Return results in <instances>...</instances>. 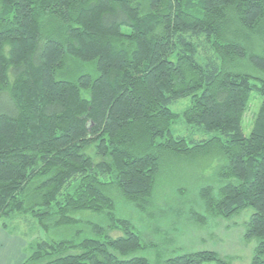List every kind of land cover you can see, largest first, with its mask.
<instances>
[{"label":"trees","instance_id":"trees-1","mask_svg":"<svg viewBox=\"0 0 264 264\" xmlns=\"http://www.w3.org/2000/svg\"><path fill=\"white\" fill-rule=\"evenodd\" d=\"M263 26L264 0H0V227L72 230L31 243L22 264H151L116 200L150 216L162 159L207 154L218 183L198 189L192 218L251 208L248 264H264V48L248 40ZM178 117L212 134L174 135ZM85 211L108 225L82 229ZM157 264L229 260L194 250Z\"/></svg>","mask_w":264,"mask_h":264},{"label":"rangeland","instance_id":"rangeland-1","mask_svg":"<svg viewBox=\"0 0 264 264\" xmlns=\"http://www.w3.org/2000/svg\"><path fill=\"white\" fill-rule=\"evenodd\" d=\"M248 40L255 51L263 49L264 26L259 36H252ZM260 103L261 98L252 94L242 122L245 135H248L251 130ZM188 104L189 98H182L172 105V109L178 113ZM172 133L183 136L187 140H199L212 134L193 131L181 117H178L173 124ZM216 164V156L213 154L198 155L189 160L164 157L150 216L140 214L131 204L120 198L116 200V215L130 220L133 230L140 234L141 242L151 243L149 248L138 251L136 255L148 258L151 264H157L159 260L183 252L212 250L229 260V264L249 263L257 244V239H248L244 236L247 221L252 212L251 208H246L229 218L211 216L206 217L204 222L192 218L191 210H197L204 215L198 198V189L203 185L218 183ZM75 217L84 222L82 229H86L87 222L108 225L103 216L92 212L76 213ZM17 221L13 223L5 219L6 231L24 241L25 253L30 252V244L39 239L50 240L67 236L72 232L70 228L51 229L45 232L39 228L34 219L29 217L24 222ZM108 234L117 236L123 232L115 229L108 231Z\"/></svg>","mask_w":264,"mask_h":264},{"label":"crops","instance_id":"crops-1","mask_svg":"<svg viewBox=\"0 0 264 264\" xmlns=\"http://www.w3.org/2000/svg\"><path fill=\"white\" fill-rule=\"evenodd\" d=\"M24 251V241L0 227V264H22L26 257Z\"/></svg>","mask_w":264,"mask_h":264}]
</instances>
